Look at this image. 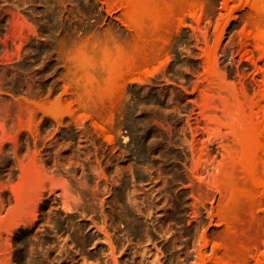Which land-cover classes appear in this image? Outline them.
I'll return each mask as SVG.
<instances>
[{
    "label": "rangeland",
    "instance_id": "rangeland-1",
    "mask_svg": "<svg viewBox=\"0 0 264 264\" xmlns=\"http://www.w3.org/2000/svg\"><path fill=\"white\" fill-rule=\"evenodd\" d=\"M143 1L139 23L127 0H0V264H218L235 228L260 243L228 264H262L264 0ZM141 42L154 61L115 81Z\"/></svg>",
    "mask_w": 264,
    "mask_h": 264
},
{
    "label": "bare ground",
    "instance_id": "bare-ground-1",
    "mask_svg": "<svg viewBox=\"0 0 264 264\" xmlns=\"http://www.w3.org/2000/svg\"><path fill=\"white\" fill-rule=\"evenodd\" d=\"M124 1V0H123ZM139 2H140V0H138ZM143 1V0H142ZM146 1V0H145ZM149 1L150 0H148V1H146V2H148L149 3ZM159 1H162V0H159ZM158 1V2H159ZM185 1V0H184ZM184 1L183 0H163L162 1V5H164L163 6V8L162 9H164V11L166 10V12H167V14H168V16H171V15H178V14H176V12H177V10H179L180 8H181V5H182V2L184 3ZM191 2H192V5H193V2H195V4H196V1L198 2L199 0H190ZM126 2V1H125ZM127 2H129V4L131 3V7H132V9L130 8V5H128L127 7H128V9H131L132 11L130 12L129 11V13H130V15L131 16H134L135 15V17H134V19H132L133 21H135V19H138V22L139 23H142V22H144V17H143V13L146 15V13H145V9L147 10V9H149V8H144L143 10H141L140 11V13H139V11L136 9V8H138V7H136V4H135V2H134V0H127ZM144 2V1H143ZM186 2V1H185ZM260 2H262V0H260ZM260 2H258V5L260 4ZM154 3H155V0H154ZM157 3V2H156ZM156 3H155V5H156ZM200 3V2H199ZM253 3V2H252ZM263 3V2H262ZM261 3V4H262ZM139 4V3H138ZM150 4V3H149ZM158 4V3H157ZM161 4V3H160ZM251 4V3H250ZM152 5H153V3H152ZM162 5H161V7H162ZM184 5H185V3H184ZM184 5H183V7H184ZM202 4L200 3V6H201ZM141 6H142V4H141ZM145 6H146V4H145ZM149 6V5H148ZM158 6H159V4H158ZM195 6V5H194ZM200 6H198V8H200ZM264 6V5H263ZM150 7H151V5H150ZM161 7H160V9L159 10H162L161 9ZM186 7H188V5H186ZM141 9H142V7H140ZM155 8H157L156 6L153 8L154 10H153V12L154 11H156L155 10ZM194 8V7H193ZM260 8H261V5H260ZM158 9V8H157ZM184 9V8H183ZM188 9H189V7L187 8V9H184L183 11H185V10H187L188 11ZM264 9V8H263ZM191 9H189V11H190ZM194 10V9H193ZM197 10V9H196ZM262 10V9H261ZM135 11H136V14H134L135 13ZM149 11H150V9H149ZM148 11V12H149ZM260 11V10H259ZM132 12H134V13H132ZM143 12V13H142ZM147 12V11H146ZM159 12H161V11H159ZM162 12H163V10H162ZM161 12V13H162ZM181 12H182V9H181V11H180V13H179V11H178V13L179 14H181ZM195 12V11H194ZM142 13V14H141ZM256 13V12H255ZM133 14V15H132ZM183 14V13H182ZM181 14V16H183ZM262 14V13H261ZM129 15V16H130ZM147 15H148V13H147ZM151 15H152V12H151ZM164 15H166V14H164ZM150 16V15H149ZM154 16H155V12H154ZM158 16H159V14H158V12H157V18H158ZM147 17V16H146ZM151 17V16H150ZM156 17H152L153 19L154 18H156ZM160 17H161V15H160ZM163 17H165V16H163ZM174 17V16H173ZM176 17V16H175ZM174 17V18H175ZM179 17H180V15H179ZM149 18V17H148ZM166 18V17H165ZM129 17H128V22H130L129 21ZM149 19H151V18H149ZM159 19V18H158ZM160 19H162V18H160ZM159 19V20H160ZM168 19V18H167ZM167 19H166V21H167ZM176 19V18H175ZM174 19V20H175ZM179 19V18H178ZM181 19V18H180ZM152 20V19H151ZM159 20H157V22L159 21ZM173 19H172V21H174ZM177 20V19H176ZM175 20V21H176ZM182 20V19H181ZM180 20V21H181ZM153 21V20H152ZM154 21H156L155 19H154ZM162 21H164V20H162ZM168 21H170L169 19H168ZM174 21V22H175ZM178 22L177 21V25L178 24H180V23H182V22ZM132 22V21H131ZM145 22H146V20H145ZM160 22V21H159ZM165 22V21H164ZM136 23V22H135ZM139 23H137L136 24V26L138 27V24ZM149 23V22H148ZM154 23V22H153ZM166 23H168V22H166ZM130 24V23H129ZM152 24V23H151ZM160 24H162V26H164V25H167V24H164L163 22L162 23H158V25L157 24H152V25H148L149 26V30H148V28L145 26V24L143 23V25L146 27V29L147 30H145V29H143L144 28V26L143 25H140L141 26V28H139L137 31H139L141 34H143L144 36L145 35H148V36H151L153 39L155 38V41H157L158 39L156 38V37H160V35H163L162 33H161V29H160V27H161V25ZM171 24H173V22H171L170 23V25ZM134 24H133V22H132V26H133ZM176 25V24H175ZM174 25V26H175ZM176 25V26H177ZM135 26V25H134ZM133 26V27H134ZM134 27V29L136 30V28L137 27ZM175 26V27H176ZM178 26H180V25H178ZM177 26V27H178ZM143 27V28H142ZM167 27V26H166ZM166 27H164V28H166ZM171 27V30L170 31H172L173 29H175L174 27H173V29H172V25L170 26ZM176 27V28H177ZM257 26H255V28H256ZM258 28V27H257ZM163 29V28H162ZM165 32V31H164ZM169 32V31H168ZM260 32V31H259ZM259 32H257V33H259ZM261 33V32H260ZM135 34H137V33H135ZM166 34V36H167V33H165ZM168 34H171V33H168ZM256 34V33H255ZM262 36H264V33L263 34H261ZM147 36V37H148ZM255 36V35H254ZM253 36V37H254ZM257 36H259L258 34L256 35V38H257ZM138 37V36H137ZM141 37V36H140ZM139 37V38H140ZM147 37H145L146 39H147ZM252 37V38H253ZM150 38V37H149ZM161 38V37H160ZM167 38H169V37H167ZM255 38V37H254ZM261 38H263V37H261ZM135 39H136V36H135ZM134 39V40H135ZM138 39V38H137ZM141 39V38H140ZM151 39V38H150ZM162 39H165V36H164V38H162ZM133 40V41H134ZM161 40V39H160ZM168 40V39H167ZM138 41V40H137ZM147 41V40H146ZM148 41H150V40H148ZM255 41V40H254ZM262 41H264V40H262ZM132 42V41H131ZM140 42V41H139ZM163 42H164V40H163ZM256 42V41H255ZM146 43V42H145ZM159 43V42H158ZM158 43H157V45H158ZM162 43V42H161ZM160 43V44H161ZM165 43H166V41H165ZM127 44V43H126ZM129 44V43H128ZM136 43H134V45H135ZM138 44V43H137ZM149 44H150V42H149ZM152 44V43H151ZM130 45V47H132L133 46V44H132V46H131V44H129ZM154 45V44H153ZM125 45L123 44V47H124ZM152 46V45H151ZM84 47V49H85V46H83ZM82 47V48H83ZM119 47V46H118ZM118 47L116 46V49L115 50H117V51H120L121 52V50H118ZM125 47H127V45L125 46ZM129 47V48H130ZM120 48V47H119ZM121 48H122V46H121ZM127 49V50H125V51H123V52H121L122 54H121V57H120V59H121V61H120V64H118L117 63V61H118V57H117V55H115L114 54V51H113V55H115L116 57H113L114 59L116 58L117 59V61H115V60H113V59H111V60H108V58L106 59L105 57V62L104 61H101V63L100 64H104L105 63V65H106V67H104V65H103V67L105 68L104 70H107V69H109L110 67H109V65H110V63H112V62H110V61H114V62H116L118 65H116V67L114 66V64L112 65L113 66V68H115L114 70H112L111 72H110V69L108 70V73H110V76L112 77V78H114V80L116 81L119 77H122V76H124V74L125 75H129V74H132L134 71V69L136 68V66H139L140 67V65H143V64H145V61H146V58L149 56V57H151L152 58V60L154 61V56H152V54H150V52L148 51V47L147 46H145L144 45V43L142 44V42H141V44H139V48H138V46L136 47V45H135V48H131V49ZM152 48V47H151ZM150 48V49H151ZM153 48H155V46L153 47ZM152 48V49H153ZM157 48H158V46H157ZM159 48H161L160 46H159ZM158 48V49H159ZM83 49V50H84ZM79 50H81V49H79ZM86 50V49H85ZM154 50H156V48L154 49ZM153 50V51H154ZM80 52V51H79ZM83 52V51H82ZM85 52V51H84ZM116 52V51H115ZM110 53V52H109ZM117 54H118V52H116ZM150 55H149V54ZM156 53H157V51H156ZM106 55H107V53H105ZM110 54H112V53H110ZM78 55V54H77ZM119 55V54H118ZM108 56V55H107ZM111 58H112V56H110ZM155 57H156V55H155ZM107 60H108V62H110V63H106L107 62ZM148 60V59H147ZM150 61H151V59H149ZM148 60V61H149ZM152 61V62H153ZM151 62V63H152ZM109 64V65H108ZM148 64H146V66H147ZM100 67H102V66H100ZM107 67H109V68H107ZM107 68V69H106ZM138 68V67H137ZM145 68V67H144ZM143 67H142V69H144ZM148 68V67H147ZM99 69V68H98ZM101 69V68H100ZM112 69V68H111ZM139 69V68H138ZM103 69H102V73H103V75H104V71ZM145 70V69H144ZM137 71V70H136ZM139 71V70H138ZM141 71V70H140ZM96 72H98L99 73V71H96ZM95 72V73H96ZM105 72H107V71H105ZM136 73V72H135ZM140 72H138V74H139ZM106 74V73H105ZM134 74V73H133ZM100 75V74H99ZM103 75H101V76H103ZM107 75V74H106ZM127 75V76H128ZM109 76V75H108ZM109 76V77H110ZM130 76V75H129ZM108 77V78H109ZM110 77V78H111ZM125 77V76H124ZM97 78H98V76H97ZM124 78H122V80H123ZM88 80V79H87ZM96 80H100V79H96ZM102 80V79H101ZM110 80H112V79H110ZM109 79H107L106 80V82H103V81H100L101 82V84L102 83H105L106 85H109V87H110V84H108V81H110ZM114 80H112L113 82H114ZM100 82H98V84L100 83ZM111 82V81H110ZM83 83H84V85L86 84V85H88V84H90L91 85V82H85V80H84V82H82V85H80V86H82V88H85V89H83L82 91L83 92H85L86 94H88V90H90V89H87V87H85L84 85H83ZM97 83V82H96ZM113 84V83H112ZM95 85H97V84H95ZM84 86V87H83ZM89 86V85H88ZM102 86V88H104V86L103 85H101ZM91 86H89V88H90ZM100 86H98L97 85V88H99ZM106 87V86H105ZM108 87V86H107ZM106 87V88H107ZM109 87H108V91H109ZM114 87H116V86H114ZM110 88H112V87H110ZM120 88V87H119ZM119 88H118V90H119ZM115 89V88H114ZM105 91V90H104ZM108 91H106V92H108ZM114 91V90H113ZM83 92H82V94H83ZM102 92V91H101ZM110 92V91H109ZM108 92V93H109ZM112 92V91H111ZM94 93H95V91H94ZM97 93V92H96ZM104 93V92H103ZM98 94V93H97ZM96 94V95H97ZM111 94V96H112V94H113V92L112 93H110ZM79 95H80V93H79ZM104 95V98H105V95H107L108 96V94L107 93H105V94H103ZM98 97H100V98H102L103 99V96L102 95H100V91H99V95H97ZM95 97V98H98V97ZM80 97H82L81 95H80ZM79 97V98H80ZM106 99V98H105ZM81 100V99H80ZM98 100V99H97ZM98 101H101L100 99L98 100ZM98 101H95V103H98ZM103 101V100H102ZM259 133V132H258ZM261 135H263V134H261ZM259 136V137H261L262 138V136ZM256 138H257V134H256ZM258 139V138H257ZM262 140L264 141V138H262ZM261 141V140H260ZM254 142H256V141H254ZM260 143H263V142H260ZM255 145H258L257 143L255 144ZM254 145V146H255ZM259 146H261L262 147V145H259ZM258 146V147H259ZM263 146H264V144H263ZM251 148H253V147H251ZM256 148V147H255ZM254 148V149H255ZM258 148H256V150H257ZM259 150V152H260V149H258ZM257 150V151H258ZM251 151V150H250ZM253 151V150H252ZM246 153H247V150H246ZM255 153H258V152H254V154ZM243 154H244V152H243ZM252 154V153H251ZM263 153H259V155H262ZM264 155V154H263ZM246 156V155H245ZM248 156H252V155H249L248 154ZM253 156H255V155H253ZM264 157V156H263ZM263 157H261V156H259V158H263ZM256 158H257V156H256ZM258 159V158H257ZM257 159L255 160L256 162H257ZM258 160H260V159H258ZM248 161H250L249 159H248ZM253 161V160H252ZM251 161V162H252ZM261 161V160H260ZM259 161V162H260ZM255 162V163H256ZM264 162V161H263ZM255 163L253 162V166L252 167H254V165H255ZM261 163L262 162H260V166L258 165V167H261ZM248 164V162L246 163V165ZM252 165V164H251ZM233 165H231V169L233 168V170H234V167H232ZM251 166H250V168H252ZM263 168H264V166H262ZM229 168V167H228ZM248 168V167H247ZM263 168H261V169H263ZM246 169V168H245ZM249 169V168H248ZM260 169V168H259ZM259 169H258V171H259ZM260 169V170H261ZM247 170V169H246ZM252 170V169H251ZM226 171H228V170H226ZM248 172H250L249 170H247ZM253 171V170H252ZM262 171V170H261ZM232 172V171H231ZM235 172V171H234ZM248 172H247V174H248ZM254 172L257 174V172L255 171V169H254ZM227 174H229L228 172H226ZM251 173L252 172H250L249 174H250V177L249 178H251L252 177V175H251ZM255 173H253V175L255 174ZM259 173H260V175L258 176V174H257V176L258 177H256L254 180H252L253 181V183H255L256 185H257V183L259 184V185H262V184H260L261 182H264V171H262V172H260L259 171ZM227 174H226V177H227V179H228V176H227ZM232 174H234V173H232ZM231 173H230V177L232 178V175ZM224 175H225V172H224ZM234 176V175H233ZM247 177H248V175H246ZM229 177V178H230ZM230 178V179H231ZM246 178V177H245ZM229 179V180H230ZM232 180V179H231ZM230 180V181H231ZM233 181V180H232ZM238 181V180H237ZM241 181V180H240ZM240 181H239V183H240ZM246 181V180H245ZM250 181V180H249ZM230 183V182H229ZM239 183H237V184H239ZM251 183V182H250ZM253 183H251L250 185H252ZM228 184V183H227ZM256 185L254 186V188H252L253 186H251V188H252V190L254 189L255 190V188H256ZM237 186V185H236ZM245 186H247V184L245 185ZM259 187V186H258ZM257 187V188H258ZM229 188H231V186H229ZM233 188H234V186H233ZM232 188V189H233ZM235 188H239V187H235ZM241 189V188H240ZM246 189V188H245ZM244 189V190H245ZM261 189H263L262 187H261ZM231 190V189H230ZM235 190H237V189H235ZM234 190V191H235ZM239 190V189H238ZM251 189H249V191H250ZM251 190V191H252ZM233 191V190H232ZM233 191V192H234ZM242 191V190H241ZM257 191V190H256ZM240 192V191H239ZM244 192V191H243ZM230 194H231V192H229ZM238 193V192H237ZM242 193V192H241ZM253 193V192H252ZM252 193H250V194H252ZM234 194V193H233ZM236 194V193H235ZM243 194V193H242ZM254 194V193H253ZM232 195V194H231ZM240 196H241V194H239ZM244 195H246V194H244ZM254 195H256V194H254ZM254 195L252 196V198L254 197ZM234 197H236V196H234ZM244 199V198H243ZM243 199H242V201H243ZM229 200H230V198H229ZM232 200V199H231ZM233 200H235V203L237 202V198L236 199H233ZM232 200V201H233ZM254 200V199H253ZM252 200V201H253ZM255 200H256V197H255ZM239 201V203H240V201H241V199H239L238 200ZM250 201H251V199L249 200V203H250ZM227 202H228V199H227ZM234 202V201H233ZM233 202H229V204H227V206H226V208H225V206H224V208H225V217H226V219L228 220V222H227V224L228 225H230V224H234L235 223V225H237V226H239L240 224H237V221H238V218H239V215H240V212H239V207H237L238 205H239V203H237L238 205H235ZM248 202V201H247ZM225 203H226V201H225ZM255 203H257V202H254V204ZM245 204H246V202H245ZM251 206H252V204H250ZM240 206V205H239ZM256 205H254V207H255ZM246 207V206H245ZM221 208H222V206H221ZM240 209H241V207H240ZM250 209V208H249ZM253 208H251V210H252ZM254 211H255V209H253ZM221 211V210H220ZM244 211H245V209H244ZM254 211H253V213H254ZM251 212V211H250ZM220 213V212H219ZM222 213H223V211H222ZM252 213V212H251ZM241 214H244V216H242V218H244L245 217V212H243V213H241ZM249 215V214H248ZM220 216H222V215H220ZM241 216V215H240ZM255 216V215H254ZM225 217H222V218H224L225 219ZM221 218V219H222ZM241 218V217H240ZM248 219H250V218H248ZM255 218H253L251 221H253ZM227 220H225V221H227ZM239 220H242V219H239ZM247 220V219H246ZM243 221H244V219H243ZM251 221H250V225H251ZM259 221V220H258ZM239 222H241V221H239ZM246 222V221H245ZM256 222V221H255ZM226 223V222H225ZM244 224H246V223H244ZM255 224H258V223H255ZM260 224V223H259ZM231 225V226H232ZM247 225L248 224H246V227H247ZM253 225V224H252ZM242 226V225H241ZM245 226V225H244ZM233 227H234V225H233ZM236 227V226H235ZM254 227V226H253ZM227 228H229V226H227ZM238 228V227H237ZM240 228V227H239ZM243 228V227H242ZM254 228H256V227H254ZM232 230V229H231ZM240 230V229H239ZM238 230V231H239ZM258 230H259V228H258ZM227 231V230H226ZM229 231H230V229H229ZM229 231H228V235H226V236H223V238L221 237V235L223 234H220V238H222V240H221V242H222V246H223V252H222V254L221 255H219V256H217V257H219V262H218V264H228V263H230L231 262V260L233 259L232 258V255H233V251H234V249L236 250V249H240L241 247L240 246H245L246 248H247V246H249V245H254V244H257V243H260V242H257V234H256V236L254 235V233H252L253 235H251V234H249V230L248 231H246V229H243V231H246L245 232V234H244V232H242L241 230L239 231V232H236V228H235V232L234 233H232V234H229ZM257 231V230H256ZM255 230H254V232H256ZM223 232V231H222ZM225 233V232H224ZM242 233V234H241ZM260 234H261V232H260ZM218 236V235H217ZM216 237V236H215ZM215 237H214V239H215ZM259 237V236H258ZM217 238V237H216ZM259 239V238H258ZM216 240V239H215ZM218 240H219V238H218ZM259 241V240H258ZM260 241H262L261 239H260ZM219 242V244H220V241H217V243ZM257 242V243H256ZM240 247V248H238V247ZM245 247H243V248H245ZM243 248L241 249V250H243ZM249 248H252V246L250 247L249 246ZM244 251V250H243ZM247 251H248V249H247ZM247 251H246V254H247ZM239 253V251H236L235 253ZM240 253H241V251H240ZM243 253V252H242ZM246 254H244V255H246ZM236 254H234L233 256H235ZM242 257L240 254L239 255H236V257ZM216 257V256H215ZM260 259H261V262H262V264H264V254L261 256V257H259ZM242 259V258H241ZM241 259H238L239 261L241 260ZM234 260V259H233ZM232 260V261H233ZM245 260V259H244ZM244 260H241V261H244ZM256 260H258V258L256 259ZM235 261L237 262V260L235 259ZM240 261V262H241ZM217 262V261H216ZM235 262V263H236ZM240 262H238L239 264H242V262L240 263ZM258 262V261H257ZM232 263V262H231ZM259 264H260V262H259Z\"/></svg>",
    "mask_w": 264,
    "mask_h": 264
}]
</instances>
